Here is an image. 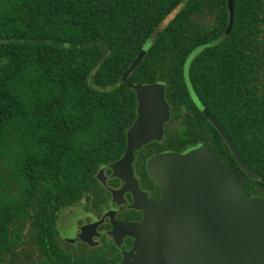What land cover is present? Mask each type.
<instances>
[{
	"label": "trees",
	"instance_id": "16d2710c",
	"mask_svg": "<svg viewBox=\"0 0 264 264\" xmlns=\"http://www.w3.org/2000/svg\"><path fill=\"white\" fill-rule=\"evenodd\" d=\"M0 0V264H105L72 256L55 225L120 158L134 120L130 85H165L195 113L202 142L244 175L193 104L191 85L264 192V0ZM138 58L136 67L129 68Z\"/></svg>",
	"mask_w": 264,
	"mask_h": 264
},
{
	"label": "water",
	"instance_id": "95a60500",
	"mask_svg": "<svg viewBox=\"0 0 264 264\" xmlns=\"http://www.w3.org/2000/svg\"><path fill=\"white\" fill-rule=\"evenodd\" d=\"M226 3L228 34L233 23V2ZM202 50L203 46L197 47L186 58L184 82L192 102L223 138L244 175L227 167L203 144L181 154L165 152L149 158L146 169L163 187V198L158 204L146 200L149 209L158 211L159 219L152 220L149 215L136 226L138 264H264V201L258 195L244 198L245 182L256 176L244 164L220 123L204 108L190 82V63ZM130 87L137 101L136 124L126 131L124 155L110 165L112 172H132L133 151L160 140L163 124L169 120L164 83ZM170 169L181 172H168ZM122 228L130 231L133 225L122 224Z\"/></svg>",
	"mask_w": 264,
	"mask_h": 264
},
{
	"label": "flooded vegetation",
	"instance_id": "af4514ba",
	"mask_svg": "<svg viewBox=\"0 0 264 264\" xmlns=\"http://www.w3.org/2000/svg\"><path fill=\"white\" fill-rule=\"evenodd\" d=\"M168 107L169 120L163 124L161 139L150 141L133 151L132 172H112L110 169V165L123 157L125 142L120 158L101 166L96 172V189L59 214L55 225L56 233L61 246L72 256H95L101 258L105 264H138L136 226L142 224L149 215H152V220L159 219L158 211L149 209L146 202L158 204L163 198V187L147 171L146 161L160 153L181 154L192 146L203 144H187L192 131L189 127L196 122L195 113L188 112L185 106ZM197 110L201 112L198 108ZM202 115L204 116L203 113ZM136 116L135 107L134 120L130 127L136 124ZM206 120L212 125L207 118ZM156 171L181 172L179 169ZM100 173L101 177L98 178ZM172 197L177 199V195ZM122 224L133 225V228L130 231L125 230ZM131 232L132 235L129 234Z\"/></svg>",
	"mask_w": 264,
	"mask_h": 264
},
{
	"label": "rangeland",
	"instance_id": "374dc122",
	"mask_svg": "<svg viewBox=\"0 0 264 264\" xmlns=\"http://www.w3.org/2000/svg\"><path fill=\"white\" fill-rule=\"evenodd\" d=\"M262 199H263V201H264V192H262V194L261 195H259Z\"/></svg>",
	"mask_w": 264,
	"mask_h": 264
}]
</instances>
